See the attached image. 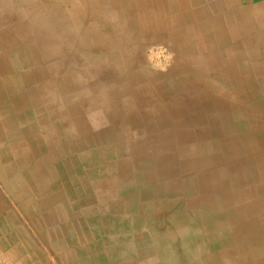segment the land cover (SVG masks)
Listing matches in <instances>:
<instances>
[{"label":"rangeland","instance_id":"rangeland-1","mask_svg":"<svg viewBox=\"0 0 264 264\" xmlns=\"http://www.w3.org/2000/svg\"><path fill=\"white\" fill-rule=\"evenodd\" d=\"M0 264H264V0H0Z\"/></svg>","mask_w":264,"mask_h":264}]
</instances>
